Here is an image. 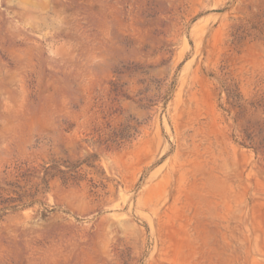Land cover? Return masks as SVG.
Instances as JSON below:
<instances>
[{
	"label": "rangeland",
	"instance_id": "1",
	"mask_svg": "<svg viewBox=\"0 0 264 264\" xmlns=\"http://www.w3.org/2000/svg\"><path fill=\"white\" fill-rule=\"evenodd\" d=\"M0 264H264V0H0Z\"/></svg>",
	"mask_w": 264,
	"mask_h": 264
}]
</instances>
